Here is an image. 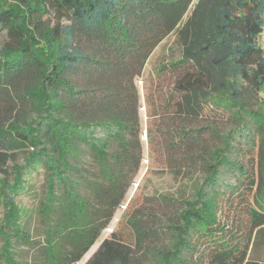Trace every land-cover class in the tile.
<instances>
[{
	"label": "trees",
	"instance_id": "16d2710c",
	"mask_svg": "<svg viewBox=\"0 0 264 264\" xmlns=\"http://www.w3.org/2000/svg\"><path fill=\"white\" fill-rule=\"evenodd\" d=\"M173 33L179 54L156 69L173 79L147 93L149 119L174 126L164 144L180 152L170 158L180 170L206 174L160 264H197L187 257L197 252L205 264H263L249 259L252 235L244 239L221 211L223 186L249 180L251 231L264 226V0H0V264H29L14 250L13 239L34 242L17 198L40 174L45 264H132L131 246L114 238L82 259L140 168L137 79ZM211 111L235 123L216 132L215 148ZM249 148L252 178L241 160Z\"/></svg>",
	"mask_w": 264,
	"mask_h": 264
},
{
	"label": "rangeland",
	"instance_id": "374dc122",
	"mask_svg": "<svg viewBox=\"0 0 264 264\" xmlns=\"http://www.w3.org/2000/svg\"><path fill=\"white\" fill-rule=\"evenodd\" d=\"M260 44L264 46V33L260 38ZM178 54L179 47L176 35L173 33L155 47L147 60L143 76L137 79L141 97V141L143 143L140 168L126 178L120 205L116 208L109 225L83 257V261L96 252L104 239L114 238L131 246L132 264H160L161 252L170 248L173 228L180 223V212L186 207L184 201L192 200L196 188L203 182L206 174L203 170L190 171L188 168L180 170L181 162L170 160L171 157H179L180 152L177 148H168L164 144V141L166 143V140L170 139L171 133L168 128L174 129L169 120L160 117L156 120L154 118L151 123L149 119L147 93H152L155 87L165 90L169 87L168 82L172 78L171 76L161 78L156 74V69L164 61ZM209 119L212 129L209 143L211 148H215L220 145V135L217 136L216 132L221 135L226 134L234 129L235 123L232 122L231 116L222 112L211 111ZM158 142L163 145L157 144ZM251 154L252 151L249 148L247 154H241V160L250 169L252 178L257 173V165H255L254 158L250 156ZM18 162H23V154H20ZM3 176L0 174V183ZM234 179L235 176H230L228 181L231 182ZM30 185L18 196L17 203L19 210L28 216L24 223L27 230L33 234L34 242L25 245L13 239L14 250L19 261L29 264H45L43 241L46 219L41 211L46 189L43 176L34 175ZM250 185V181L245 180L235 190H229L223 186L224 199H228V203L222 206L221 218L230 227L235 228L237 233H240L239 235H243L244 239L252 235L249 259L264 264V226L251 231L249 209L255 206L256 197L255 190H251ZM87 200L96 202L95 199ZM4 211L5 207L0 204V226L4 223ZM3 243L4 238L0 235V250ZM187 257L197 264L206 263L205 256L198 252L197 254L190 253ZM79 263L83 264V262Z\"/></svg>",
	"mask_w": 264,
	"mask_h": 264
},
{
	"label": "built area",
	"instance_id": "2783aa9c",
	"mask_svg": "<svg viewBox=\"0 0 264 264\" xmlns=\"http://www.w3.org/2000/svg\"><path fill=\"white\" fill-rule=\"evenodd\" d=\"M76 264H80V263H76Z\"/></svg>",
	"mask_w": 264,
	"mask_h": 264
}]
</instances>
